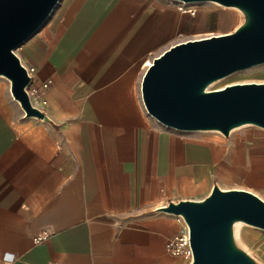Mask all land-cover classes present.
<instances>
[{
  "label": "crops",
  "instance_id": "crops-1",
  "mask_svg": "<svg viewBox=\"0 0 264 264\" xmlns=\"http://www.w3.org/2000/svg\"><path fill=\"white\" fill-rule=\"evenodd\" d=\"M191 12L173 0H59L18 47L49 121L0 94V264H187L166 253L179 226L159 208L214 185L264 202V137L179 132L144 109L142 77L201 27Z\"/></svg>",
  "mask_w": 264,
  "mask_h": 264
},
{
  "label": "water",
  "instance_id": "water-1",
  "mask_svg": "<svg viewBox=\"0 0 264 264\" xmlns=\"http://www.w3.org/2000/svg\"><path fill=\"white\" fill-rule=\"evenodd\" d=\"M214 3L238 11L240 25L228 34L178 43L154 58L141 82L146 113L179 132H216L238 128L264 130V84L209 87L233 73L264 64V0H173ZM59 0H0V77L26 118L48 122L26 88L30 78L15 50L47 21ZM180 216L190 234L191 264H259L235 239L244 224L264 231V202L253 193L214 185L200 201L168 202L158 209Z\"/></svg>",
  "mask_w": 264,
  "mask_h": 264
},
{
  "label": "rangeland",
  "instance_id": "rangeland-1",
  "mask_svg": "<svg viewBox=\"0 0 264 264\" xmlns=\"http://www.w3.org/2000/svg\"><path fill=\"white\" fill-rule=\"evenodd\" d=\"M173 3L181 6L182 9L190 8L192 12L195 11L198 15L200 13L203 15V17H197L198 22L202 24L201 27L195 33H182L180 37L181 41L199 40L232 33L242 21V17L238 11L227 9L214 3L183 4L175 1ZM44 25L45 23L40 28ZM17 49L15 53L18 51ZM246 83L264 84V64L233 73L212 84L209 90H217L229 85ZM0 94L7 98L11 97L10 83L3 77H0ZM212 134L222 137L219 133ZM233 135L237 137L240 135H249L250 137L253 135L257 137L259 135V137H264V130L245 126L239 130H235ZM262 198L264 199V195ZM235 239L236 243L254 257L259 264H264V231L244 224H238L235 228Z\"/></svg>",
  "mask_w": 264,
  "mask_h": 264
},
{
  "label": "built area",
  "instance_id": "built-area-1",
  "mask_svg": "<svg viewBox=\"0 0 264 264\" xmlns=\"http://www.w3.org/2000/svg\"><path fill=\"white\" fill-rule=\"evenodd\" d=\"M195 11L191 12L193 15ZM15 53V52H14ZM16 55V53H15ZM17 56V55H16ZM26 73L28 77L30 78V83L28 87L26 88V92L28 94V97L30 99V102L32 104V98L36 97L39 99L41 104H45V101L43 100L42 93L40 94L38 89L32 86V76L35 72V69L33 68H26ZM50 82L42 84L41 89H47L49 86ZM33 105V104H32ZM175 221L177 225L179 226V232L175 234L173 237L169 238L165 242V251L168 253L171 257L173 258H182L186 260L187 264H191L193 260V253L192 249L190 246V234H189V229L184 222V220L180 216H174ZM50 237V232L49 231H42L38 235L34 236L32 238L33 244L34 245H40L43 244L48 240ZM5 260L7 261H12L14 257L5 255L4 257Z\"/></svg>",
  "mask_w": 264,
  "mask_h": 264
},
{
  "label": "bare ground",
  "instance_id": "bare-ground-1",
  "mask_svg": "<svg viewBox=\"0 0 264 264\" xmlns=\"http://www.w3.org/2000/svg\"><path fill=\"white\" fill-rule=\"evenodd\" d=\"M151 65V64H150ZM240 225H242V224H240Z\"/></svg>",
  "mask_w": 264,
  "mask_h": 264
}]
</instances>
